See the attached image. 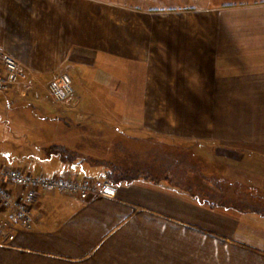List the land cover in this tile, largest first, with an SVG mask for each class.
I'll return each instance as SVG.
<instances>
[{"label": "crops", "instance_id": "obj_1", "mask_svg": "<svg viewBox=\"0 0 264 264\" xmlns=\"http://www.w3.org/2000/svg\"><path fill=\"white\" fill-rule=\"evenodd\" d=\"M0 48L37 93L70 67L80 106L52 109L76 113L72 127L52 120V134L61 126L66 136L113 128L116 138L142 125L152 133L204 129L220 148L264 163V0H0ZM93 96L106 100L82 103ZM124 96L220 98L209 122L198 106L190 119L164 109L152 121ZM60 164L66 169L51 174L79 169ZM31 213L30 230L11 240L0 234V264H264V245L238 232L242 214L140 181L117 186L113 197L41 192Z\"/></svg>", "mask_w": 264, "mask_h": 264}, {"label": "rangeland", "instance_id": "obj_2", "mask_svg": "<svg viewBox=\"0 0 264 264\" xmlns=\"http://www.w3.org/2000/svg\"><path fill=\"white\" fill-rule=\"evenodd\" d=\"M32 82L29 81L31 88L27 90L26 94L15 88L0 92V165L27 170L34 174L50 175L54 171L61 173L66 169V166L60 164L62 161L58 157L46 158L43 147L57 143L64 145L72 143L70 148L82 156L77 157L73 162V164H79V169L74 173L77 178L84 175L99 178V175L104 176L109 170L116 172L114 168H122L129 173H148L149 176L159 179L158 186L168 187V182L166 183L162 179L166 173L164 169L165 165H169V162H171L170 164L174 162L181 165L180 168L189 174L186 177L184 173L185 177H180L178 181L193 180L197 189L201 188L211 192V198L215 199L214 202H221L225 206L234 205V201L239 202L236 201L239 198L234 197L237 192L243 197L247 193H251L248 196L252 197L250 204L258 205L264 209V163L253 159L247 160L245 157L243 160L237 157L240 154L236 150L220 148L219 145L213 144L207 138L210 136V130H208V134L204 129L200 133L192 128H176L174 133L169 134L162 131L157 133L156 131L153 134L151 129L142 125L135 131L136 136L129 138L127 135L116 138L113 136V128H98L94 125L84 129L72 128L69 135L67 132V136L66 133H62L61 126L59 132L52 134L49 130V123L52 120L56 121V118H59L72 127L76 114L73 111L71 115H54L52 111L61 105L77 110L80 104L71 98L63 103L54 102L47 94V85L45 93H43L44 91L37 93L34 91ZM219 98L124 96L122 103L133 107L137 105L141 110L140 118L148 117L152 121L161 119L164 109L171 110L166 113L174 120L190 119L189 115L194 114L195 108L198 106L199 116L209 122L212 114L211 108L213 109L212 104L216 108ZM40 99L43 101L40 102L43 104V108L37 105L39 102H35ZM85 99L82 100V103L90 104V106H93L94 103L101 104L106 100L105 97L96 96L85 97ZM115 102H111V104L118 105V102ZM113 105L111 106L113 107ZM178 109L180 112H175ZM16 114L17 116H15ZM140 123L145 124V121L142 120ZM64 136L70 137L69 140ZM71 140L72 142H70ZM99 162L101 164H98ZM196 169L199 170L196 171ZM60 173L59 175H62ZM180 184L187 185V183ZM203 205L214 210L237 212L231 208ZM237 213L239 214V212ZM240 214L246 221L242 219L238 223H241L238 232L249 233L252 241L261 242L264 245V239L258 236L264 234L262 232L264 231V216L250 212ZM257 242L255 243L258 244Z\"/></svg>", "mask_w": 264, "mask_h": 264}, {"label": "built area", "instance_id": "obj_3", "mask_svg": "<svg viewBox=\"0 0 264 264\" xmlns=\"http://www.w3.org/2000/svg\"><path fill=\"white\" fill-rule=\"evenodd\" d=\"M69 66L64 65L47 84L49 98L57 103L67 102L73 93ZM23 65L0 48V92L15 88L26 94L30 83ZM117 188L109 181L92 176L77 178L69 174L32 173L0 165V234L8 240L17 231L32 228V207L41 192H59L89 197L116 195Z\"/></svg>", "mask_w": 264, "mask_h": 264}, {"label": "trees", "instance_id": "obj_4", "mask_svg": "<svg viewBox=\"0 0 264 264\" xmlns=\"http://www.w3.org/2000/svg\"><path fill=\"white\" fill-rule=\"evenodd\" d=\"M43 152L46 157L55 156L58 157L61 161L68 164H73L74 159H76L77 157H82L79 152H76L75 150L60 144H51L47 147H44ZM170 163L171 162H169V165H165L164 172L166 173H164V176L162 178L166 183L168 182L169 186L167 188H169L170 190L175 191L179 194L187 195L189 198L196 200L200 204H207L211 207H221L225 209L231 208L239 213L250 212L264 216V209L258 207V205L256 206L250 204L252 197H248V196L251 193H247L246 195L242 194L244 195L243 197L237 194L238 192L236 191L237 193L236 196L234 197L239 198L236 200L239 202L234 201L233 202L234 205L231 204L229 206H225L221 202H214L215 199L213 197L211 198V192L201 188L197 189L196 184H194L193 180L179 182L178 180L180 179V177L182 176L185 177V174L187 177L189 176V174L180 168L181 165H178L174 162L172 164ZM98 164H101V162H99ZM198 170L199 169H196V171ZM114 171L116 172H113V170H109L108 172L105 173L104 176L99 175V177L104 178L105 180L109 181L111 184H113L116 187L122 184L127 185L137 181L159 185L158 182L159 179L156 177L154 178L149 176L148 173H140V172L139 174L137 173L135 174V172L129 173L127 170H124L122 168L120 169L114 168ZM180 183H187V185L183 186ZM213 183L215 184V182Z\"/></svg>", "mask_w": 264, "mask_h": 264}]
</instances>
